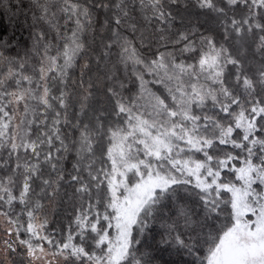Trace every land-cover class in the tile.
Segmentation results:
<instances>
[{
    "label": "trees",
    "instance_id": "obj_1",
    "mask_svg": "<svg viewBox=\"0 0 264 264\" xmlns=\"http://www.w3.org/2000/svg\"><path fill=\"white\" fill-rule=\"evenodd\" d=\"M216 49V98L190 106L210 143L183 158L223 187L187 178L156 190L118 264H206L233 228L225 186H242L246 164L264 168V0H0V216L11 225L0 223V264H36L39 245L50 264H101L116 228L114 138L150 118L143 84L173 108L162 66L196 67Z\"/></svg>",
    "mask_w": 264,
    "mask_h": 264
},
{
    "label": "rangeland",
    "instance_id": "obj_2",
    "mask_svg": "<svg viewBox=\"0 0 264 264\" xmlns=\"http://www.w3.org/2000/svg\"><path fill=\"white\" fill-rule=\"evenodd\" d=\"M78 52L79 45L73 39L66 49V66H71ZM224 68L217 49L208 53L196 67L162 66L157 75L170 91L174 103L173 108L168 109L162 99L143 84L150 118L132 119L129 134L117 135L110 148L113 165L110 187L116 228L114 236L105 239L108 251L101 264H118L125 257L132 225L156 190L187 178L204 191L223 187L219 185V174L214 175L211 168L204 172L202 162L183 158V154L209 146L210 142L201 136V126L191 115L190 106H200L216 98ZM152 158L160 162L162 169ZM238 174L241 187L225 186L233 195L235 224L210 252L206 264H264V168L254 170L252 165L246 164ZM257 180L263 185L256 184ZM42 222H35L37 239L44 235ZM0 223L6 230L11 228L4 216H0ZM34 245L35 242L28 243L29 247ZM33 249L36 264L56 261L46 246Z\"/></svg>",
    "mask_w": 264,
    "mask_h": 264
}]
</instances>
